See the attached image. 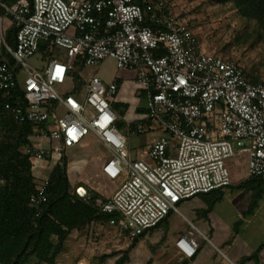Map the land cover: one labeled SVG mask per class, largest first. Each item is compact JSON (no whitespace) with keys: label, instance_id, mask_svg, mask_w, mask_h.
Listing matches in <instances>:
<instances>
[{"label":"built area","instance_id":"2783aa9c","mask_svg":"<svg viewBox=\"0 0 264 264\" xmlns=\"http://www.w3.org/2000/svg\"><path fill=\"white\" fill-rule=\"evenodd\" d=\"M143 3L0 0V19L9 17L16 28L14 47L4 44L12 63L0 58V108L31 129L21 153L56 165L71 148L87 153L103 147L109 156L100 174L125 180L107 199L83 186L73 193L101 214H117L110 224L131 241L181 201L228 188L225 161L235 154L245 158L248 178L264 179V84L249 83L239 64L206 54L193 29L167 10L166 0ZM34 56L43 62L39 68L26 64ZM108 58L119 71L134 73L132 85L143 101L145 123L130 127L129 134L160 132L143 158H130L117 128L116 81L76 79ZM2 118L0 143L6 135ZM47 178L37 181L29 198L34 211L47 202ZM175 247L190 259L197 241L184 235Z\"/></svg>","mask_w":264,"mask_h":264},{"label":"trees","instance_id":"16d2710c","mask_svg":"<svg viewBox=\"0 0 264 264\" xmlns=\"http://www.w3.org/2000/svg\"><path fill=\"white\" fill-rule=\"evenodd\" d=\"M131 2L144 6L143 0ZM216 2L221 5L231 4L241 18L252 21L257 34L256 42H261L260 37L264 35V0ZM15 35L14 27L11 36L4 38L5 44L13 48ZM156 54L163 53L158 51ZM2 58L12 63L5 53ZM76 79L79 80V77ZM139 113L145 115L142 110ZM0 115L6 132L4 141L0 143V264H28L31 259L37 264H56L72 231H80L97 221L116 223L118 215L99 213L92 202L83 201L70 190L65 155L53 166L47 178V202L38 211L30 208L29 198L35 193L37 181L32 174L33 161L20 150L29 142L31 129L14 123L1 108ZM141 122L145 123V118ZM121 126L118 122L117 128L121 129ZM247 184L239 187L244 188ZM249 184L256 185V193L251 201L253 207L264 195V179L249 178ZM149 231L133 239L125 251L113 253L117 257L114 264H125L131 249Z\"/></svg>","mask_w":264,"mask_h":264},{"label":"rangeland","instance_id":"374dc122","mask_svg":"<svg viewBox=\"0 0 264 264\" xmlns=\"http://www.w3.org/2000/svg\"><path fill=\"white\" fill-rule=\"evenodd\" d=\"M172 11L181 13L180 17H182L179 21L189 23L196 32L202 48L216 53L225 52L231 61L238 63L245 71H249L251 76L264 77V35L260 37L261 42H256L257 34L254 23L241 18L231 4L221 5L216 0H182V3L176 4ZM3 53H5V45L0 32V58ZM26 64L33 68H39L43 62L39 56H34L29 58ZM124 74L126 72L119 71L115 61L108 58L102 61L98 67H89L80 71L79 78L87 82L92 76H96L104 84H109ZM23 79L24 77L21 76L20 81L22 82ZM138 95L136 89L129 88L127 97H124L125 100L117 98L114 105L118 120L122 124L119 131L127 137V150L132 159L134 157L143 158L145 146L160 136L158 130L140 135H128L126 125L132 118V112L139 106ZM59 114L62 115L63 112L59 111ZM87 153H91V155ZM87 153L81 152L78 147L71 148L64 153L65 157L67 156L70 188L78 183H84L105 193L112 188H117L125 180V175L115 181H109L101 174H97L98 163L109 156L103 147H96ZM33 166L32 174L36 181H40L49 176L54 165L34 161ZM225 168L229 173L232 188L244 191L245 195L252 200L256 193V185L249 184V178L245 173V158L241 154H235L225 161ZM244 183H248L247 186L240 188L239 186ZM110 227H114L116 230L114 231ZM106 228V232L110 234L112 240L101 243L96 240L97 237L94 236V231L90 227L79 231V234H82V240L78 247L76 261L85 260L86 264H113L114 258H107L108 255L117 251H125L128 248L131 241L126 242L118 239L119 232L114 225L106 226ZM161 233L162 230L157 232V234ZM149 253L147 246L131 249L128 264H146L151 257ZM28 264L37 263L31 259Z\"/></svg>","mask_w":264,"mask_h":264},{"label":"crops","instance_id":"0c3cea01","mask_svg":"<svg viewBox=\"0 0 264 264\" xmlns=\"http://www.w3.org/2000/svg\"><path fill=\"white\" fill-rule=\"evenodd\" d=\"M166 2L167 10L170 12L176 4L182 3V0H166ZM170 13L177 16L178 19L182 17H180L181 13H174L173 11ZM13 28V22L9 17L0 19L1 39L4 44V38L11 36ZM194 33L196 34L195 31ZM203 50L206 54L230 60L225 52L216 53L205 48ZM241 68L243 69L242 66ZM243 71L249 83L254 85L264 84V77L251 76L249 71L244 69ZM123 72H126V74L114 80L118 84V93L115 100L127 97L129 88L136 89L132 85L134 73L130 71ZM136 91L139 93V106L132 112V118L126 125L128 135H131L129 134V128L142 123L141 121L144 118L143 114L139 113V110L143 111V101L139 90L136 89ZM115 100L112 103L114 111ZM124 105L126 104L124 103ZM81 152L85 153L82 150ZM102 163L103 160L97 165V174L99 175ZM76 186H83L92 195L102 199L109 198L114 191V188H112L110 191L101 193L84 183H78ZM74 187L70 188L72 192ZM245 194L244 191L235 190L230 184L226 189L214 191L207 195H197L181 201L176 206V211L169 213L156 229L145 234L132 249L140 246L142 248L148 247L151 257H149L146 264H264V195L257 201L255 206L251 207L252 200ZM110 225L109 222L97 221L89 227L94 231V236L97 237L96 240L101 243L112 240L110 234L106 232V226ZM110 228L116 230L114 227ZM160 230H162V233L157 234ZM184 235H193L197 241L196 254L190 259L179 254L175 247L176 241ZM81 236L82 234H79L78 230H74L69 234L56 264H86L85 260L76 261L78 247L82 240ZM117 237L122 241H131L124 239L119 234ZM107 258L116 260L117 257L112 253ZM129 261L130 258L125 264H128Z\"/></svg>","mask_w":264,"mask_h":264}]
</instances>
